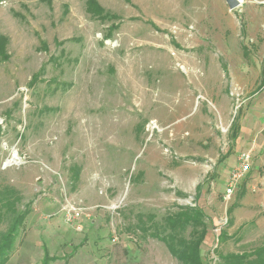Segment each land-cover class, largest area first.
Listing matches in <instances>:
<instances>
[{
	"label": "rangeland",
	"instance_id": "obj_1",
	"mask_svg": "<svg viewBox=\"0 0 264 264\" xmlns=\"http://www.w3.org/2000/svg\"><path fill=\"white\" fill-rule=\"evenodd\" d=\"M86 1L0 0V238L26 211L6 264H180L137 227L196 201L204 264L263 246L264 0H95L106 20ZM76 202L79 230L61 214Z\"/></svg>",
	"mask_w": 264,
	"mask_h": 264
},
{
	"label": "trees",
	"instance_id": "obj_2",
	"mask_svg": "<svg viewBox=\"0 0 264 264\" xmlns=\"http://www.w3.org/2000/svg\"><path fill=\"white\" fill-rule=\"evenodd\" d=\"M86 12L92 16H98L100 20L111 18L110 15L103 13V10L99 7L95 0L86 1ZM115 28H117V25L112 24L110 26V32ZM2 59H5V56H2ZM238 132V127L235 125L233 133L230 135V140L232 142L231 145L236 141ZM232 148L233 145L229 149L225 158L229 156ZM225 158L223 157L221 161ZM241 186L242 187H240L241 189L238 193V199H241L245 194L244 184ZM199 191L200 185L196 187L197 197H199ZM7 202L8 201L0 195V209L3 208ZM196 202L193 203V206H178L176 212L166 215L161 222L154 227L143 226L141 224V226L137 227V231L142 236L147 235L148 237L163 243L168 253L180 264H204L200 253L202 245L209 234V227L206 223L208 217L203 211V208ZM236 207V203L231 205L227 210V216H230ZM6 211H13V206L6 207ZM25 213L26 211H23L18 214L8 227L6 233H4L0 238V264H6L8 252L15 240L18 229L24 221ZM2 218L3 216L0 214V222ZM230 220L231 219L228 218L226 221L227 227L231 225ZM224 231L223 229L220 230L218 240L225 238ZM44 252H46V250H44ZM50 261L51 258H49L48 254L45 253L40 264H50ZM216 264H264V245L247 255L229 253L226 256H221L218 258Z\"/></svg>",
	"mask_w": 264,
	"mask_h": 264
},
{
	"label": "built area",
	"instance_id": "obj_3",
	"mask_svg": "<svg viewBox=\"0 0 264 264\" xmlns=\"http://www.w3.org/2000/svg\"><path fill=\"white\" fill-rule=\"evenodd\" d=\"M261 120L264 123V111L261 113ZM251 150V149H250ZM251 152L242 155L240 164L236 170L229 173L225 184L224 197L229 199L237 190L239 184L247 177L251 170ZM62 218L65 224L75 226L81 229L80 224L89 219L90 209L80 202L67 203L61 210Z\"/></svg>",
	"mask_w": 264,
	"mask_h": 264
},
{
	"label": "crops",
	"instance_id": "obj_4",
	"mask_svg": "<svg viewBox=\"0 0 264 264\" xmlns=\"http://www.w3.org/2000/svg\"><path fill=\"white\" fill-rule=\"evenodd\" d=\"M234 144H235V142L232 144L233 146H234ZM255 172H257V168L255 167V168H253L252 169V173L253 174H256ZM249 174V173H248ZM252 174V178H254V175ZM256 177V176H255ZM245 180V181H244ZM241 183H240V186H239V188H238V190H236L237 192H236V200H235V202L234 203H236L237 204V207H243L244 205H246V203H248L249 201H250V199H251V191H253V187H251V185H249L248 183H247V178H245ZM244 184V188H245V194H244V196L241 198V199H238V193H239V190L241 189L240 187H242L241 185H243ZM255 197H256V199L254 200V202H256L257 203V205H259V203L261 204V203H264V197H258V195H254ZM231 219H232V217H231Z\"/></svg>",
	"mask_w": 264,
	"mask_h": 264
},
{
	"label": "water",
	"instance_id": "obj_5",
	"mask_svg": "<svg viewBox=\"0 0 264 264\" xmlns=\"http://www.w3.org/2000/svg\"><path fill=\"white\" fill-rule=\"evenodd\" d=\"M229 11L237 9L241 5V0H224Z\"/></svg>",
	"mask_w": 264,
	"mask_h": 264
},
{
	"label": "bare ground",
	"instance_id": "obj_6",
	"mask_svg": "<svg viewBox=\"0 0 264 264\" xmlns=\"http://www.w3.org/2000/svg\"><path fill=\"white\" fill-rule=\"evenodd\" d=\"M112 124V123H111ZM110 127V126H109ZM112 133V132H111ZM95 148V147H94Z\"/></svg>",
	"mask_w": 264,
	"mask_h": 264
}]
</instances>
